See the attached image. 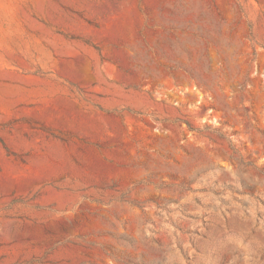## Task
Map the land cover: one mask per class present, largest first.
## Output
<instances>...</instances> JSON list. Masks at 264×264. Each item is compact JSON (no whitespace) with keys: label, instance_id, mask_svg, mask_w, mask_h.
Returning <instances> with one entry per match:
<instances>
[{"label":"rangeland","instance_id":"rangeland-1","mask_svg":"<svg viewBox=\"0 0 264 264\" xmlns=\"http://www.w3.org/2000/svg\"><path fill=\"white\" fill-rule=\"evenodd\" d=\"M0 264H264V0H0Z\"/></svg>","mask_w":264,"mask_h":264}]
</instances>
